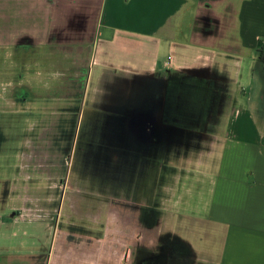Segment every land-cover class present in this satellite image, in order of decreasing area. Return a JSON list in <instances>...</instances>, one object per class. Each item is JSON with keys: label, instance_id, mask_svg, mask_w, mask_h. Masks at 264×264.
<instances>
[{"label": "crops", "instance_id": "1", "mask_svg": "<svg viewBox=\"0 0 264 264\" xmlns=\"http://www.w3.org/2000/svg\"><path fill=\"white\" fill-rule=\"evenodd\" d=\"M260 53L264 0H0V82L14 91H66V80L91 66L94 77L112 84L91 91H127L122 99L137 114L131 91L162 89L164 96L175 74L232 85L219 120L208 124L217 135L203 140L209 185L200 219L191 217L186 264H264ZM28 227L0 215V264L88 262L55 259L49 237L35 243ZM170 263L184 264L180 257Z\"/></svg>", "mask_w": 264, "mask_h": 264}, {"label": "rangeland", "instance_id": "2", "mask_svg": "<svg viewBox=\"0 0 264 264\" xmlns=\"http://www.w3.org/2000/svg\"><path fill=\"white\" fill-rule=\"evenodd\" d=\"M9 82H0L5 220L29 226L35 243L49 237L55 259L66 254L70 263L171 264L176 257L192 263L185 238L209 185L201 129L190 144H176V135L172 142L139 141L127 127V91H91L112 85L94 77L91 66L66 80V91H14ZM219 83L218 91L233 94L232 85Z\"/></svg>", "mask_w": 264, "mask_h": 264}, {"label": "flooded vegetation", "instance_id": "3", "mask_svg": "<svg viewBox=\"0 0 264 264\" xmlns=\"http://www.w3.org/2000/svg\"><path fill=\"white\" fill-rule=\"evenodd\" d=\"M261 58L264 59V55ZM170 80V88L165 91L164 96L162 89L132 91V105L139 106L137 114L130 112L129 108L132 106H129V99L125 97V116L129 132L141 142L154 137L172 142L176 135V144H190L194 143L195 137L192 133L197 128L201 129L200 140L203 142L206 135H209L208 124L216 122V118L213 120L212 116L220 114V101L225 92L216 88L217 79H209L203 75L175 74ZM162 104L164 110L159 115L157 111ZM161 154L162 152L159 153L160 156Z\"/></svg>", "mask_w": 264, "mask_h": 264}, {"label": "trees", "instance_id": "4", "mask_svg": "<svg viewBox=\"0 0 264 264\" xmlns=\"http://www.w3.org/2000/svg\"><path fill=\"white\" fill-rule=\"evenodd\" d=\"M259 51H260V52H262V48H261V49H259ZM260 55H261V57H262V55H264V54L260 53Z\"/></svg>", "mask_w": 264, "mask_h": 264}]
</instances>
